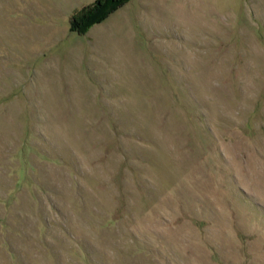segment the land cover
Returning <instances> with one entry per match:
<instances>
[{"label":"rangeland","instance_id":"rangeland-1","mask_svg":"<svg viewBox=\"0 0 264 264\" xmlns=\"http://www.w3.org/2000/svg\"><path fill=\"white\" fill-rule=\"evenodd\" d=\"M0 0V264H264V0Z\"/></svg>","mask_w":264,"mask_h":264},{"label":"trees","instance_id":"trees-1","mask_svg":"<svg viewBox=\"0 0 264 264\" xmlns=\"http://www.w3.org/2000/svg\"><path fill=\"white\" fill-rule=\"evenodd\" d=\"M124 0H92L89 6L83 8L81 17L83 20L93 17L99 13L100 18L94 19L91 22H99L102 20L107 13L118 7Z\"/></svg>","mask_w":264,"mask_h":264}]
</instances>
